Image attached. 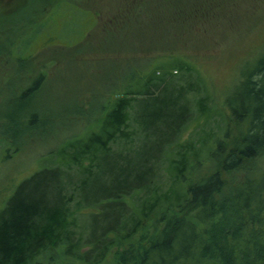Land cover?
I'll list each match as a JSON object with an SVG mask.
<instances>
[{
	"label": "trees",
	"instance_id": "obj_1",
	"mask_svg": "<svg viewBox=\"0 0 264 264\" xmlns=\"http://www.w3.org/2000/svg\"><path fill=\"white\" fill-rule=\"evenodd\" d=\"M36 1L43 11L47 0ZM61 14L64 31L80 29L63 33L70 44L95 20L61 1L11 39L9 52L31 57ZM156 62L130 72L99 124L46 156L7 198L0 264H257L250 256H264V169L234 185L227 178L264 155V48L242 67L228 113L185 56Z\"/></svg>",
	"mask_w": 264,
	"mask_h": 264
},
{
	"label": "rangeland",
	"instance_id": "obj_2",
	"mask_svg": "<svg viewBox=\"0 0 264 264\" xmlns=\"http://www.w3.org/2000/svg\"><path fill=\"white\" fill-rule=\"evenodd\" d=\"M61 1L95 14L87 33L70 44L63 33L76 37L80 29L64 31L61 14L54 16L55 28L34 41L39 50L31 57L11 54L10 40L18 43ZM37 3L0 0V208L46 156L99 124L107 100L130 72L154 67L170 55L185 56L228 113L226 99L242 67L264 48V0H47L43 11L34 9ZM42 73V85L21 97ZM231 131L236 132L234 123ZM263 169L264 155L227 178L234 185ZM250 257L264 262V256Z\"/></svg>",
	"mask_w": 264,
	"mask_h": 264
},
{
	"label": "flooded vegetation",
	"instance_id": "obj_3",
	"mask_svg": "<svg viewBox=\"0 0 264 264\" xmlns=\"http://www.w3.org/2000/svg\"><path fill=\"white\" fill-rule=\"evenodd\" d=\"M87 11H89V10H87ZM91 12V11H90Z\"/></svg>",
	"mask_w": 264,
	"mask_h": 264
}]
</instances>
